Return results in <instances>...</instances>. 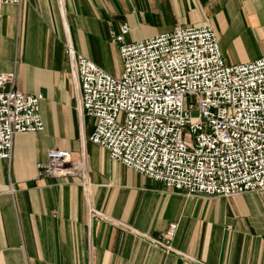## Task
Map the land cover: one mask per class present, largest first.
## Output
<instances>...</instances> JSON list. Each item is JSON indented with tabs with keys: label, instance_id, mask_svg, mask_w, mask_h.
Segmentation results:
<instances>
[{
	"label": "crops",
	"instance_id": "0c3cea01",
	"mask_svg": "<svg viewBox=\"0 0 264 264\" xmlns=\"http://www.w3.org/2000/svg\"><path fill=\"white\" fill-rule=\"evenodd\" d=\"M129 42L212 24L227 64L264 58V0L0 2V71L41 93L42 131L17 133L0 159V264H264V195H191L112 159L90 136L72 58L123 70L112 35ZM53 148L86 162L79 176L41 178ZM170 236L171 247L158 244Z\"/></svg>",
	"mask_w": 264,
	"mask_h": 264
},
{
	"label": "built area",
	"instance_id": "2783aa9c",
	"mask_svg": "<svg viewBox=\"0 0 264 264\" xmlns=\"http://www.w3.org/2000/svg\"><path fill=\"white\" fill-rule=\"evenodd\" d=\"M129 29L123 24L112 35L122 58L120 75L67 46L82 111L95 118L90 140L168 188L191 195H264V58L227 64L212 24L133 42L126 40ZM42 98L21 91L15 71H0V159L11 160L17 133L45 128ZM85 165L71 150L53 148L38 174L79 175L85 184ZM176 227L171 224L157 243L169 249Z\"/></svg>",
	"mask_w": 264,
	"mask_h": 264
},
{
	"label": "rangeland",
	"instance_id": "374dc122",
	"mask_svg": "<svg viewBox=\"0 0 264 264\" xmlns=\"http://www.w3.org/2000/svg\"><path fill=\"white\" fill-rule=\"evenodd\" d=\"M186 100H187V102L190 101L191 100V97L190 96H187ZM195 100H196V98L194 97L193 98V101L195 102ZM192 114L194 115V114H196V112L193 111Z\"/></svg>",
	"mask_w": 264,
	"mask_h": 264
}]
</instances>
